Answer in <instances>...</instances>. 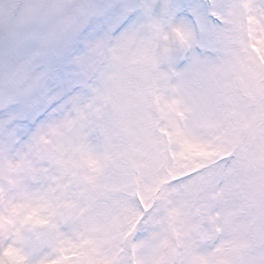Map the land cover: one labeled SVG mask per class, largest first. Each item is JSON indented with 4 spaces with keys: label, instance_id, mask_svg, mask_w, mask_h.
<instances>
[{
    "label": "snow or ice",
    "instance_id": "snow-or-ice-1",
    "mask_svg": "<svg viewBox=\"0 0 264 264\" xmlns=\"http://www.w3.org/2000/svg\"><path fill=\"white\" fill-rule=\"evenodd\" d=\"M153 12L137 0L9 12L22 39L0 56V264H264V0L189 9L214 53L194 54L209 92L192 119L149 86L175 73L140 39ZM173 30L191 46V28ZM77 49L99 85L68 109L71 90L50 82ZM188 195L195 214L166 227Z\"/></svg>",
    "mask_w": 264,
    "mask_h": 264
},
{
    "label": "clouds",
    "instance_id": "clouds-1",
    "mask_svg": "<svg viewBox=\"0 0 264 264\" xmlns=\"http://www.w3.org/2000/svg\"><path fill=\"white\" fill-rule=\"evenodd\" d=\"M29 0H0V56L7 57L15 49L18 41L22 39L20 33L16 31V16H9V12L14 7L17 13ZM140 4L154 5L153 16H144L140 22V39L146 42L151 41L152 53L161 58V69L167 71L169 62L175 68V73L169 72L166 80H160L156 85L149 82V86L156 90L164 91L169 97L181 99L183 106L189 109L188 116L192 119L199 114L207 103L209 82L203 65L197 63L194 54H199L201 58L214 56L209 48V39L206 32L201 31L200 26L190 16L189 9L193 6L203 5L207 9L211 0H137ZM165 4L170 8V13L162 14ZM18 6V7H17ZM160 20L161 32L159 35L149 30L148 25L152 18ZM187 25L192 29L191 46L181 42L180 37L174 32V28ZM168 36L165 40L164 35ZM167 49V51H166ZM80 51L74 50L71 59L64 61L59 66V77L52 87L57 84L69 88V96L63 97L60 103L68 101L67 108H71L70 96L76 93L87 94L90 86L99 85V70L95 64V59L87 64L80 65L75 62ZM3 74H0L2 78ZM66 113H57L53 118H60ZM48 114H45L47 118ZM132 189L129 188V191ZM189 203L183 206L182 214L175 218H165V226L183 230L185 220L196 212L199 201L191 195L187 196Z\"/></svg>",
    "mask_w": 264,
    "mask_h": 264
}]
</instances>
